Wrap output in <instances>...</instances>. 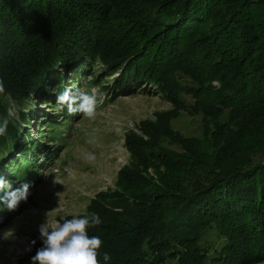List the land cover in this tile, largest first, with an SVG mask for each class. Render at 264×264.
Masks as SVG:
<instances>
[{"label": "trees", "instance_id": "16d2710c", "mask_svg": "<svg viewBox=\"0 0 264 264\" xmlns=\"http://www.w3.org/2000/svg\"><path fill=\"white\" fill-rule=\"evenodd\" d=\"M94 64L103 89L102 75L118 73L115 93H157L174 107L125 135L130 163L82 214L101 219L87 230L103 241L100 264L264 261V0H0V169L25 142L30 106L56 107ZM6 97L25 106L19 120ZM175 109L201 116L209 151L168 127ZM160 136L181 151L162 150Z\"/></svg>", "mask_w": 264, "mask_h": 264}, {"label": "rangeland", "instance_id": "374dc122", "mask_svg": "<svg viewBox=\"0 0 264 264\" xmlns=\"http://www.w3.org/2000/svg\"><path fill=\"white\" fill-rule=\"evenodd\" d=\"M101 71L102 67L94 64L88 74L75 73V83L67 87L99 90L104 99L98 102L93 118L82 113L68 114L66 108L59 110L56 98L53 101L56 107L39 103L30 106L35 118L21 123L25 129L21 137L26 138L25 142L22 139V145L26 143L27 152L17 153L22 145L12 143L9 151L13 158L4 161L8 162L6 165L1 162L0 178L11 182L14 188L30 183L31 194L15 211L0 206V264H32L31 257L36 252L30 242L40 235L41 223L45 220L62 223L68 217L82 215L96 193L115 190L119 169L131 161L124 145L125 135L129 132L143 135V122L155 121L156 114L174 108L157 93H115L112 86L118 73L102 75L107 80L103 89L96 84ZM182 98L186 104L193 102L188 95ZM5 99L8 114L19 120V111H24L25 106ZM175 111L176 115L168 119V127L182 137H196L201 149L209 151L202 136L201 116L184 109ZM32 140L37 141L36 147L30 144ZM157 143L162 150L181 151L178 144L166 137H158ZM147 172L155 175L151 167ZM3 191L0 189V196ZM9 229L13 235L4 239L3 234ZM162 264H177V261L168 258ZM254 264H264V261Z\"/></svg>", "mask_w": 264, "mask_h": 264}, {"label": "clouds", "instance_id": "9594fccd", "mask_svg": "<svg viewBox=\"0 0 264 264\" xmlns=\"http://www.w3.org/2000/svg\"><path fill=\"white\" fill-rule=\"evenodd\" d=\"M5 92V83L0 79V94ZM99 90L92 88L81 90L80 88H65L57 96L59 110L65 108L68 114L82 113L87 118H93L96 114L97 104L103 102ZM8 119L0 120V135H5ZM30 183H22L19 187L3 178H0V206L8 211H15L19 204L26 202L30 192ZM101 224L98 213H86L65 219L62 223H51L45 220L39 225L40 240L42 247L31 257L32 264H100L99 249L103 241L97 235L89 236L88 228ZM13 230L9 229L3 234L4 239H9ZM35 244L36 241L30 242ZM30 250V249H28ZM111 259L109 253H103V261Z\"/></svg>", "mask_w": 264, "mask_h": 264}]
</instances>
